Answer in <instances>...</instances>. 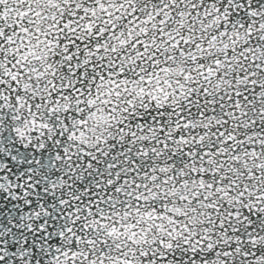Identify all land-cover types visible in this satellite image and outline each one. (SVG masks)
Instances as JSON below:
<instances>
[{"label": "snow or ice", "instance_id": "1", "mask_svg": "<svg viewBox=\"0 0 264 264\" xmlns=\"http://www.w3.org/2000/svg\"><path fill=\"white\" fill-rule=\"evenodd\" d=\"M0 264H264V0H0Z\"/></svg>", "mask_w": 264, "mask_h": 264}]
</instances>
